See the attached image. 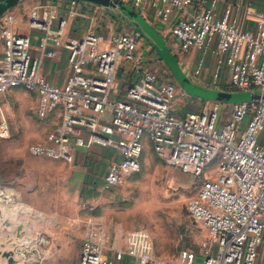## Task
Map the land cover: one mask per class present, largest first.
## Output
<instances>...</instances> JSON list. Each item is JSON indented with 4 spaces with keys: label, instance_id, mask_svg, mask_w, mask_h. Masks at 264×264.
<instances>
[{
    "label": "built area",
    "instance_id": "built-area-1",
    "mask_svg": "<svg viewBox=\"0 0 264 264\" xmlns=\"http://www.w3.org/2000/svg\"><path fill=\"white\" fill-rule=\"evenodd\" d=\"M144 2L136 0V5ZM193 2L162 0L163 17L174 9L185 12ZM14 21L11 15L0 20L1 139L10 136L2 98L22 88L60 117L47 140L30 146L32 156L73 164L80 149L95 144L113 149L101 183L103 190L111 191L140 169L147 139L170 167L200 183L188 203L191 217L207 233L198 252L186 249L176 259L164 260L143 243H134L112 261L102 241L90 236L78 264H117L126 254L145 264H256L264 232V100L233 104L227 113L215 109L178 117L173 114L176 84L161 82L155 72L142 74L123 94L115 92L118 69L140 64L138 32L108 37L89 31L67 38L68 21L54 8L35 6L28 22L37 34L34 44L32 36L13 27ZM171 36L182 53L199 52L196 75L212 57L214 82L223 75L229 88L264 96V12L257 15L256 30H243L231 13L216 17L210 8L179 20ZM53 45L67 51L70 74L63 85L54 84L42 71L45 61L55 56ZM212 167L214 173L208 175ZM0 203L16 204L11 188L0 185ZM10 242L6 252L13 253L16 264H41L48 244L45 238L21 235Z\"/></svg>",
    "mask_w": 264,
    "mask_h": 264
},
{
    "label": "rangeland",
    "instance_id": "rangeland-1",
    "mask_svg": "<svg viewBox=\"0 0 264 264\" xmlns=\"http://www.w3.org/2000/svg\"><path fill=\"white\" fill-rule=\"evenodd\" d=\"M163 57L172 69L173 81L182 83L188 94L197 91L188 83L198 81L185 78L175 57L168 53ZM163 81L167 80L161 78ZM232 94L221 102L233 105L248 102L252 96L245 90ZM1 103L10 136L0 138V185L16 190L21 207L39 212L38 226L48 231L52 242L51 253L41 264H78L82 245L90 236L100 238L107 257L114 256L117 248L129 250L134 243H143L164 260L176 259L182 250H200L207 234L188 210L200 183L170 167L147 139L143 140L140 169L122 186L105 191L99 184L107 170L104 158L90 154L81 163L75 159L73 164H65L30 154L31 145L44 142L56 129L58 113L45 110L35 94L22 88L5 94ZM199 110L187 105L179 89L173 111ZM213 173L214 167L207 171ZM87 180L90 194L83 188ZM84 195L95 202L88 203Z\"/></svg>",
    "mask_w": 264,
    "mask_h": 264
},
{
    "label": "crops",
    "instance_id": "crops-1",
    "mask_svg": "<svg viewBox=\"0 0 264 264\" xmlns=\"http://www.w3.org/2000/svg\"><path fill=\"white\" fill-rule=\"evenodd\" d=\"M5 2L6 0H0V5ZM108 2V6H103L84 0H21L16 6L0 17V20L7 15L13 16L15 20L13 27L19 33L32 36L35 44L37 42V34L32 32L28 27L30 10L35 6L56 9L59 13V18L68 21L66 28L67 38L80 37L89 31L101 33L108 37L118 33L132 34L137 32L136 17H139L159 36L165 45L166 51L175 57L182 68L183 74L186 75L185 78L198 81V83H189L204 91L219 92L223 96H233L232 93L236 90L228 87L227 80L223 75L217 82H214V61L212 57L207 60L202 73L200 75L195 74L200 55L199 52L193 50L187 54L182 53L179 42L171 36V29L179 20L190 19L193 14L204 12L211 8L216 17H221L225 13H231L233 17L238 19L243 30H256L257 15L264 12V0H194L193 5L185 12H179L174 9L166 19L163 17L166 6L162 3V0H145L143 6H137L136 0H109ZM116 2H122L133 13L134 17L130 18L126 16L125 11L121 10L119 6H113L117 4ZM52 47L55 51V56L45 61L42 71L51 82L63 85L70 74L67 64V51L62 45H53ZM137 57L140 64L136 69H133L131 65L122 66L118 69L115 84L116 93L123 94L125 89L136 81L138 77L147 71H152L157 73L162 79L174 82L178 90L180 89L183 92L187 105H193L195 110L200 109L198 112L216 109L227 113L230 110V104L206 100L186 93L178 83L173 81L172 71L163 59L162 50L158 49L154 42L145 35H141L139 39ZM193 75L196 78L192 77ZM188 113L180 114L173 111V114L178 117H184ZM107 148L103 145L95 144L88 150L80 149L76 152L75 159L81 163L84 158L86 159L91 154L94 158L98 156L104 158L107 167L111 158L114 157V150ZM101 183L102 180L99 183L100 186ZM90 184L91 182L87 180L83 186V188L86 187V192L89 194L91 193ZM11 190L14 193L16 204L4 205L0 203V250H10L12 248L11 244H13L10 241L17 235H21V238L24 239L40 240V238H45L48 244L42 249V252H44L42 258H48L51 253L52 242L48 236V231L38 226L40 216L36 214L39 212L36 213L30 208L21 207L22 203H19L18 193L13 188ZM84 196H86L85 200L88 203L91 201L95 202L93 197ZM90 230L92 231L93 228H90ZM120 251H123V249H116V253ZM115 255L108 256V258L115 261ZM1 263L6 264V260L0 257ZM117 264L145 263L126 254ZM256 264H264V232L261 243L257 248Z\"/></svg>",
    "mask_w": 264,
    "mask_h": 264
},
{
    "label": "water",
    "instance_id": "water-1",
    "mask_svg": "<svg viewBox=\"0 0 264 264\" xmlns=\"http://www.w3.org/2000/svg\"><path fill=\"white\" fill-rule=\"evenodd\" d=\"M19 1H21V0H6V2L4 4H1L0 5V17H2L6 12H8L14 6H16L19 3ZM84 1L98 3V4L103 5V6L109 5L108 4L109 0H84ZM116 3L117 4H114L113 6H115V5L119 6V8L121 10L125 11L126 16H128L130 18L134 17L133 13L130 10H128V8L126 6H124L122 4V2H116ZM136 18H137V20H136V31L141 35H145V36L149 37L154 42L155 46L158 49L162 50L163 53H168L165 49L164 43L160 40L159 36L154 32V30L143 19H140L139 17H136ZM188 84H189L188 86H191L192 88H194L195 90L198 91L197 92V91L190 90L189 93L191 95L199 96V97L206 99V100L222 101V100H224L225 97H229V96H223L219 92L204 91V90L197 88L196 86L192 85L191 83H188ZM181 86L183 87L184 85L181 83ZM230 97H232V96H230ZM260 99L264 100V96L256 94V95H252L251 100L248 102H251L252 100H260ZM241 103H244V102H241ZM235 104H237V103H235ZM0 256H2L4 259L7 260L6 264H16V261L13 258L12 252H6V251L2 252V253L0 252Z\"/></svg>",
    "mask_w": 264,
    "mask_h": 264
},
{
    "label": "trees",
    "instance_id": "trees-1",
    "mask_svg": "<svg viewBox=\"0 0 264 264\" xmlns=\"http://www.w3.org/2000/svg\"><path fill=\"white\" fill-rule=\"evenodd\" d=\"M144 151V150H143ZM143 154V153H142ZM132 176V175H131Z\"/></svg>",
    "mask_w": 264,
    "mask_h": 264
}]
</instances>
